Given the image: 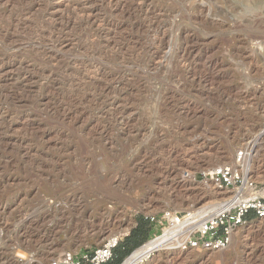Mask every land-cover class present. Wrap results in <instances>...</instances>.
Here are the masks:
<instances>
[{"label":"rangeland","instance_id":"obj_1","mask_svg":"<svg viewBox=\"0 0 264 264\" xmlns=\"http://www.w3.org/2000/svg\"><path fill=\"white\" fill-rule=\"evenodd\" d=\"M205 1L0 0V264L214 212L231 195L194 177L255 140L243 171L264 197V0ZM152 258L264 264V220L223 251Z\"/></svg>","mask_w":264,"mask_h":264},{"label":"built area","instance_id":"obj_2","mask_svg":"<svg viewBox=\"0 0 264 264\" xmlns=\"http://www.w3.org/2000/svg\"><path fill=\"white\" fill-rule=\"evenodd\" d=\"M200 179L231 195L214 212L202 213L195 209L182 213L166 210L143 215L152 232L160 233L155 238L169 233L167 245L170 248L180 251H223L231 245L240 227L254 218L264 220V197L260 196L257 182L242 171L240 166H220L212 172L194 177L195 181ZM121 241L120 236L111 237L92 250L65 252L50 264H109Z\"/></svg>","mask_w":264,"mask_h":264},{"label":"bare ground","instance_id":"obj_3","mask_svg":"<svg viewBox=\"0 0 264 264\" xmlns=\"http://www.w3.org/2000/svg\"><path fill=\"white\" fill-rule=\"evenodd\" d=\"M206 1H209V0H206ZM205 1V2H206ZM216 1V0H215ZM211 2V0H210ZM214 2V0H213ZM253 3V2H252ZM208 4V3H207ZM246 5V4H245ZM253 5V4H252ZM210 6V5H209ZM230 6V5H229ZM247 6V5H246ZM251 7V6H250ZM253 8V7H252ZM261 137H264V131L259 134ZM260 138V137H259ZM254 141V140H253ZM257 141L255 140L254 142L251 143V145H249V147L247 148V153H242L240 154V157L239 160H238V163L240 164V167L242 169V171L244 170V162L245 161L246 163H250L252 160L251 158L254 156V154L257 152L255 147H257ZM255 144V145H254ZM258 155V153H256ZM256 157V156H255ZM245 159V160H244ZM236 161V160H235ZM254 162V161H253ZM252 162V163H253ZM238 165H232L234 167H237L239 166ZM242 164V166H241ZM215 168H210L208 169L207 171H205V174L206 173H209V172H212L213 170H215ZM245 170H247L245 168ZM250 176V175H249ZM209 183V182H208ZM207 189V188H206ZM210 203V202H209ZM215 206L217 205H213L212 203L211 204H208V205H204L203 207H201L199 209V211H201L202 213H207L210 209L212 208H215ZM112 237H117V235H113ZM168 238H169V233L166 232L163 236L161 237H157L153 240H150L149 242H147L146 244H144L142 247L138 248L137 250H135L131 256H129L125 262L123 264H146L148 263L152 258V256L157 253V252H160L162 250H172V248L169 247V245H167V241H168ZM16 264V263H15Z\"/></svg>","mask_w":264,"mask_h":264},{"label":"trees","instance_id":"obj_4","mask_svg":"<svg viewBox=\"0 0 264 264\" xmlns=\"http://www.w3.org/2000/svg\"><path fill=\"white\" fill-rule=\"evenodd\" d=\"M250 215L249 217H251ZM152 228L149 223L140 217L138 221V227L132 231V233L123 239L119 247L114 252V259L109 264H122L124 260L131 256L132 253L138 248L146 244L151 237Z\"/></svg>","mask_w":264,"mask_h":264},{"label":"crops","instance_id":"obj_5","mask_svg":"<svg viewBox=\"0 0 264 264\" xmlns=\"http://www.w3.org/2000/svg\"><path fill=\"white\" fill-rule=\"evenodd\" d=\"M131 233L129 232V233H127V234H122V235H126L127 237L130 235Z\"/></svg>","mask_w":264,"mask_h":264},{"label":"water","instance_id":"obj_6","mask_svg":"<svg viewBox=\"0 0 264 264\" xmlns=\"http://www.w3.org/2000/svg\"><path fill=\"white\" fill-rule=\"evenodd\" d=\"M125 262V261H124Z\"/></svg>","mask_w":264,"mask_h":264}]
</instances>
